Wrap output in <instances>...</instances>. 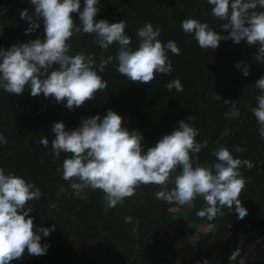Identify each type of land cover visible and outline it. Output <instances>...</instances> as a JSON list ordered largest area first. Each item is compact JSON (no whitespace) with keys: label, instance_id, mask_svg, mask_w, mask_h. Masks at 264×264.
I'll list each match as a JSON object with an SVG mask.
<instances>
[{"label":"trees","instance_id":"16d2710c","mask_svg":"<svg viewBox=\"0 0 264 264\" xmlns=\"http://www.w3.org/2000/svg\"><path fill=\"white\" fill-rule=\"evenodd\" d=\"M24 8L33 11L27 0H0V47L6 49L17 41L43 37L42 22L39 29L25 34L28 22L20 18ZM71 15L79 24L77 13ZM190 16L227 34L220 27L223 21L211 15L207 0L103 1V9L94 19H123L133 48L138 44V28L148 21L161 29L162 42L171 39L180 48L178 55L168 52L172 72L157 73L149 84L128 80L113 61L100 73L107 87L72 110L52 96L30 95L27 87L20 94L0 90V166L23 175L41 189L39 200L30 202L34 230L36 226H56L47 237L41 234V243L48 244L45 254H29L25 248L10 264H171V258L177 255L173 242L185 234V224L210 227L198 235L191 257L183 259L182 264H203L210 257L217 259L216 264H224L234 248L235 233L244 224L264 231V140L251 112L259 94L255 82L264 75V67L253 63L258 44L228 39L221 40L215 50L201 48L181 28V21ZM69 43L73 53H91L99 62L102 50L93 34H74ZM117 47L113 44L103 54L114 56ZM237 62H241L239 69ZM244 64L248 66L247 76L242 72ZM173 78L181 80L183 91L166 87ZM108 109L119 113L129 130L142 132L144 150L178 127L179 120L190 116L199 129L196 139L207 141L197 154L199 163L214 160L213 150L220 145L228 147L234 157L251 161V167L241 166L246 184L239 198L247 214L238 218L233 205V210L224 207L223 215L209 221L196 215L205 207L202 197H197L191 207L169 203L156 198L154 193L160 186L155 184H140L132 196L115 207L107 205L100 189H85V198L75 197L69 181L57 171L68 154L62 152L54 162L50 149L39 140L46 136L50 147L55 121L73 129L82 118L97 113L103 116ZM236 145L243 151L235 152ZM176 209L186 216L182 223L172 226Z\"/></svg>","mask_w":264,"mask_h":264},{"label":"clouds","instance_id":"9594fccd","mask_svg":"<svg viewBox=\"0 0 264 264\" xmlns=\"http://www.w3.org/2000/svg\"><path fill=\"white\" fill-rule=\"evenodd\" d=\"M33 8L20 11V18L28 22L25 34L36 31L43 24V37L17 41L8 48L0 47V90L20 94L27 87L30 95L52 96L57 103L62 100L70 110L107 87L100 73L115 61L116 70L130 81L149 84L157 73L170 74L173 63L168 52L179 54L174 40L162 42L161 29L148 21L137 30L138 44L131 46V36L126 33L123 19L110 21L94 19L100 0H27ZM211 15L223 21L217 32L207 21L186 17L182 30L190 34L198 46L215 50L221 40L258 44L257 60L264 62V0H207ZM81 4L83 5L81 7ZM77 13L79 24L71 13ZM93 34L94 42L102 50L97 63L93 54L83 51L73 53L69 43L74 34ZM116 53L104 55L111 45ZM241 68V62L235 65ZM243 75L248 66L244 64ZM169 90L183 91L179 78L166 84ZM259 94L251 108L258 125L257 131L264 140V75L255 82ZM123 117L112 109L81 119L79 126L66 129L62 121H55L51 141L41 136L39 142L50 149L53 161L64 156L57 168L62 179L69 181L73 195L83 199L85 189H100L109 207H115L125 197L132 196L140 184H155L160 190L154 195L169 203L192 206L202 197L205 207L196 215L211 221L223 215L224 207L233 210L238 218L247 214L240 194L246 180L241 166L251 167V161L232 154L224 145L213 150L210 163H199L197 154L207 141H198L199 129L190 121L181 119L178 127L164 134L155 145L143 149V134L138 129L129 130ZM235 152L243 151L236 145ZM173 185L169 188V185ZM41 189L23 175L0 166V264H10L19 258L25 248L29 254H45L48 244L41 243V234L47 237L55 224L36 226L32 211L34 200L41 197ZM51 207H55L52 205Z\"/></svg>","mask_w":264,"mask_h":264},{"label":"built area","instance_id":"2783aa9c","mask_svg":"<svg viewBox=\"0 0 264 264\" xmlns=\"http://www.w3.org/2000/svg\"><path fill=\"white\" fill-rule=\"evenodd\" d=\"M264 261V231L244 224L235 233V245L224 264H253Z\"/></svg>","mask_w":264,"mask_h":264},{"label":"crops","instance_id":"0c3cea01","mask_svg":"<svg viewBox=\"0 0 264 264\" xmlns=\"http://www.w3.org/2000/svg\"><path fill=\"white\" fill-rule=\"evenodd\" d=\"M186 213H183L180 211V209H176L174 213L173 218V225L176 226L185 219ZM210 226H207L206 224H199L197 226H193L191 224H185L184 230L185 234L176 239L173 242V245L175 246L177 250V255L171 258V264H182V260L186 259L188 260L193 251H194V242L199 234L205 232L208 230ZM217 259L215 257H210L205 259L203 264H216Z\"/></svg>","mask_w":264,"mask_h":264},{"label":"rangeland","instance_id":"374dc122","mask_svg":"<svg viewBox=\"0 0 264 264\" xmlns=\"http://www.w3.org/2000/svg\"><path fill=\"white\" fill-rule=\"evenodd\" d=\"M103 1H104V0H100V3H99V10H102V9H103ZM253 63H254L255 66H257V67H264V62H262V61H260V60H257L256 55L253 57Z\"/></svg>","mask_w":264,"mask_h":264}]
</instances>
